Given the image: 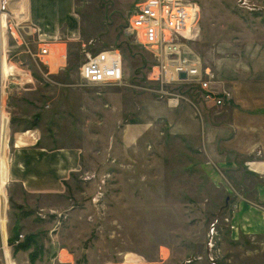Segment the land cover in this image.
<instances>
[{
    "label": "rangeland",
    "instance_id": "374dc122",
    "mask_svg": "<svg viewBox=\"0 0 264 264\" xmlns=\"http://www.w3.org/2000/svg\"><path fill=\"white\" fill-rule=\"evenodd\" d=\"M0 1L11 14L9 23L20 27L14 37L5 19L0 25L3 127L13 131L18 125L38 141L83 152V177L73 176L55 199L36 197L29 204L19 188L7 190L0 175V202L6 199L2 206L9 224L16 220L13 213L31 210L26 228L41 221V238L55 248L56 264L70 258L72 264H264V234L232 233L226 195L200 167L204 154L193 153L191 143L169 133L166 97L147 79L153 59L126 31L134 0H74L73 34L58 27L60 40L47 57L51 71H59L53 76L36 56L47 35L27 17V0ZM193 1L199 6L200 34L188 45L215 75L222 67L226 79L231 61L238 70H247L251 56L262 61L264 0ZM111 47L122 56L121 84L83 82L79 67L85 53ZM167 88L188 98L195 110L205 106L209 117L225 118L224 107L204 103L197 90L181 84ZM142 115L149 123L145 131L129 125ZM146 116L154 117L149 122ZM133 131L143 132L135 140L126 137ZM11 134L8 142L16 139Z\"/></svg>",
    "mask_w": 264,
    "mask_h": 264
},
{
    "label": "crops",
    "instance_id": "0c3cea01",
    "mask_svg": "<svg viewBox=\"0 0 264 264\" xmlns=\"http://www.w3.org/2000/svg\"><path fill=\"white\" fill-rule=\"evenodd\" d=\"M27 2L29 6L27 17L40 32L47 35L42 34L50 41L51 48L54 47L52 45L57 47V40H60L58 27L66 26V33L73 34L72 26L76 22L74 0H27ZM255 58L256 56H251V63L248 60L247 70H238L234 67V62H228L226 79L222 67L217 71L216 76L227 82L226 87L233 94L230 102L223 106L222 113L225 114V118L218 116L213 119L208 116L205 106L198 107L197 111L186 102H182L176 108L163 107V118L171 130L169 133L191 143L193 153L199 156L204 154L205 159L200 167L204 168L211 183L221 188L226 195L228 209L232 211L228 219L231 231L232 233L239 231L244 235L264 234V58L262 57L260 62ZM255 61L257 64L250 68ZM61 62L54 66L55 70L62 66ZM49 67L51 68L49 75L53 76L59 72H52V66ZM10 78L7 77V80ZM153 117H147V120L150 122ZM129 122V125L135 124L143 131L149 127L143 115L138 121ZM3 123L1 112L0 150L2 137L5 136L3 146L6 156L4 155L5 158L0 165V175L2 184L8 186L7 190L10 186V190L13 186L19 188L30 204L36 202V197L48 196L55 199L65 193L66 184L74 178L73 176L83 177L81 148L47 144L42 142L41 138L38 141L36 137L24 135L18 125L12 127L13 131H8L3 127ZM20 130L24 142L23 140L19 142L20 137L16 136ZM143 131H133L126 137L135 140ZM7 132L9 135L11 132L12 137L15 135L16 139L13 137V140L8 142ZM5 202L6 199L0 202V264H56L55 248L50 244L44 245L46 236L41 238L44 229L41 228V221H36V226L28 230L25 222L28 223L27 220L33 212L27 209V212H31L28 215H24L23 210L13 213L16 220L9 224L8 213L2 206ZM36 214L39 215L41 212L37 211ZM15 226L24 235H36V242L31 244V248L16 250L9 243ZM32 250L37 251L33 262L29 259ZM61 253L62 250L59 251L60 255ZM65 262L72 264V258Z\"/></svg>",
    "mask_w": 264,
    "mask_h": 264
},
{
    "label": "built area",
    "instance_id": "2783aa9c",
    "mask_svg": "<svg viewBox=\"0 0 264 264\" xmlns=\"http://www.w3.org/2000/svg\"><path fill=\"white\" fill-rule=\"evenodd\" d=\"M10 15L6 3L0 1V25L5 19L10 35L16 37L20 27L15 21L9 23ZM126 31L150 53L153 62L147 79L155 83L160 96L166 97L168 107H177L182 99L195 106L188 98L169 91L167 87L171 84L195 89L204 103L217 107L225 106L232 99L233 94L225 82L209 66H205L188 45L200 34L199 6L193 0H134ZM42 41L44 43H39L36 56L41 63L49 66L47 57L52 48L50 41ZM180 73H184L185 78H179ZM79 76L90 85L121 84L123 69L120 51L111 47L96 53L86 52L79 67ZM23 238L24 234L20 233L14 244Z\"/></svg>",
    "mask_w": 264,
    "mask_h": 264
},
{
    "label": "trees",
    "instance_id": "16d2710c",
    "mask_svg": "<svg viewBox=\"0 0 264 264\" xmlns=\"http://www.w3.org/2000/svg\"><path fill=\"white\" fill-rule=\"evenodd\" d=\"M30 213L31 212H27V211L23 212L24 215H28ZM19 234H20V229L15 226L13 231H12L11 238H9V243L12 244L14 246V249H16V250H18V249L27 250V249L31 248V244L33 242H36V235L35 234H27V235H24L23 240H21L17 244H14V241L18 238ZM36 252H37L36 250H34V251L32 250L29 253V259L31 262L34 261L36 255H37Z\"/></svg>",
    "mask_w": 264,
    "mask_h": 264
},
{
    "label": "water",
    "instance_id": "95a60500",
    "mask_svg": "<svg viewBox=\"0 0 264 264\" xmlns=\"http://www.w3.org/2000/svg\"><path fill=\"white\" fill-rule=\"evenodd\" d=\"M179 78H185V74L184 73H180Z\"/></svg>",
    "mask_w": 264,
    "mask_h": 264
},
{
    "label": "bare ground",
    "instance_id": "6f19581e",
    "mask_svg": "<svg viewBox=\"0 0 264 264\" xmlns=\"http://www.w3.org/2000/svg\"><path fill=\"white\" fill-rule=\"evenodd\" d=\"M52 59V58H51Z\"/></svg>",
    "mask_w": 264,
    "mask_h": 264
}]
</instances>
